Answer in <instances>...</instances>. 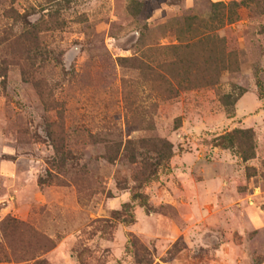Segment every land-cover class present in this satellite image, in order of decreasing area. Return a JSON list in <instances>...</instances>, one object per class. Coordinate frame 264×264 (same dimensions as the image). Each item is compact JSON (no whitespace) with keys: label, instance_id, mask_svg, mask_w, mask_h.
Wrapping results in <instances>:
<instances>
[{"label":"rangeland","instance_id":"374dc122","mask_svg":"<svg viewBox=\"0 0 264 264\" xmlns=\"http://www.w3.org/2000/svg\"><path fill=\"white\" fill-rule=\"evenodd\" d=\"M41 263L264 264V0H0V264Z\"/></svg>","mask_w":264,"mask_h":264},{"label":"trees","instance_id":"16d2710c","mask_svg":"<svg viewBox=\"0 0 264 264\" xmlns=\"http://www.w3.org/2000/svg\"><path fill=\"white\" fill-rule=\"evenodd\" d=\"M139 198H142L141 195H139V194H134V195H133V199H134V200H137V199H139ZM127 222H129V221H127ZM41 264H42V263H41Z\"/></svg>","mask_w":264,"mask_h":264}]
</instances>
